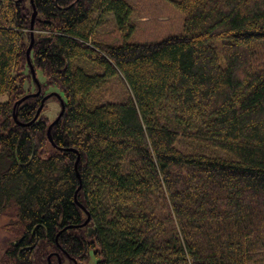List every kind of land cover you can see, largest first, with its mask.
Returning a JSON list of instances; mask_svg holds the SVG:
<instances>
[{
	"label": "trees",
	"instance_id": "16d2710c",
	"mask_svg": "<svg viewBox=\"0 0 264 264\" xmlns=\"http://www.w3.org/2000/svg\"><path fill=\"white\" fill-rule=\"evenodd\" d=\"M166 1L134 43L129 0H0V264H264V0Z\"/></svg>",
	"mask_w": 264,
	"mask_h": 264
},
{
	"label": "rangeland",
	"instance_id": "374dc122",
	"mask_svg": "<svg viewBox=\"0 0 264 264\" xmlns=\"http://www.w3.org/2000/svg\"><path fill=\"white\" fill-rule=\"evenodd\" d=\"M129 2L133 8L131 21L134 25L132 34L128 39L129 41L134 43H155L165 39L166 37L182 33L184 22L183 14L166 0H129ZM108 20L109 24L105 28L106 37L103 39L107 40V42L111 44L123 41L121 33L113 32L110 16L108 17ZM37 80L41 83L44 82V78L40 73L37 75ZM33 85V83H29L26 86V89L30 92H34L35 87ZM47 92L53 95L57 94L53 88H50ZM121 95L122 93L120 87H116L114 85V92L112 94L113 97H110V99H119ZM47 103V108L44 114L50 120L56 119L60 113L58 103L54 102L53 98ZM5 222L6 219H0V256L11 240V238L1 230V226ZM62 264L71 263L64 259ZM81 264H96L94 252L90 251L86 261Z\"/></svg>",
	"mask_w": 264,
	"mask_h": 264
},
{
	"label": "water",
	"instance_id": "95a60500",
	"mask_svg": "<svg viewBox=\"0 0 264 264\" xmlns=\"http://www.w3.org/2000/svg\"><path fill=\"white\" fill-rule=\"evenodd\" d=\"M31 2H32V0H31ZM34 18H35V12L32 14V22H33ZM31 29H32V24H31ZM32 44H33V35L31 36V43H30V45H29V47H28V49H27V52H26L27 58H29V52H30V50H31V46H32ZM28 65H29V68H30L31 76H32L34 82L37 84L38 92L35 93V94L28 95V96H26V97H29V96L35 97V96H38L39 93H40L39 82H38V80H37V78H36L35 70H34L33 66L30 64L29 59H28ZM52 95H53V94H49V95H46V96H44V97L42 98V100H41V105H40V108H39L38 111H37V114H36V116H35V119L38 117L39 113L41 112L42 107H43L45 101L48 100ZM54 95H55V96H58L57 94H54ZM58 98L60 99L59 96H58ZM24 99H25V98H24ZM22 101H23V100H20V101L18 102V104H20ZM60 105H61L60 113L58 114L56 120H55V121L49 126V128H48V132L50 131L51 126H52L54 123H56V122L60 119L61 115L63 114L64 106H63V101H62V100L60 101ZM48 136H49V135H48ZM48 138H49V140L51 141L50 137H48ZM76 163H77V162H76ZM80 206H81V205H80ZM81 208H82L83 210H85L84 207L81 206ZM88 223H89V216H88V214H87V219H86V221L84 222L83 226H86ZM92 232H93V229H92V228H88V235H91ZM50 257H51V256L48 257V264H51V263H50ZM56 258H57V262H58V264H62V263H61V258L59 257V255H56ZM73 264H77V262L74 261Z\"/></svg>",
	"mask_w": 264,
	"mask_h": 264
},
{
	"label": "flooded vegetation",
	"instance_id": "af4514ba",
	"mask_svg": "<svg viewBox=\"0 0 264 264\" xmlns=\"http://www.w3.org/2000/svg\"><path fill=\"white\" fill-rule=\"evenodd\" d=\"M56 254H57V253H53V254L51 255V257L56 258ZM57 255H58V254H57ZM51 257H50V258H51ZM59 257H61V256L59 255ZM65 260H67V259H65ZM72 262H73V261H72ZM50 263L53 264L52 261H51ZM61 263H62V260H61ZM72 264H73V263H72Z\"/></svg>",
	"mask_w": 264,
	"mask_h": 264
}]
</instances>
